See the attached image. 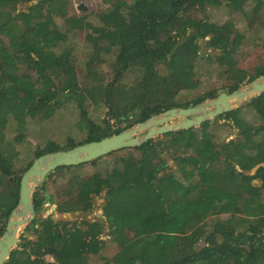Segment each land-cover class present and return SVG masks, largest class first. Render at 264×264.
Wrapping results in <instances>:
<instances>
[{
  "label": "trees",
  "instance_id": "obj_1",
  "mask_svg": "<svg viewBox=\"0 0 264 264\" xmlns=\"http://www.w3.org/2000/svg\"><path fill=\"white\" fill-rule=\"evenodd\" d=\"M102 4L80 14L70 0H0V236L23 173L60 150L57 142L33 145L27 136L43 122H61L65 105L88 141H99L264 74V0ZM218 10L230 15L225 23L213 21ZM252 33L262 38L256 69L239 60ZM202 42L217 54L203 55ZM203 69L225 83L200 93ZM90 110L105 117L96 123ZM107 157L102 168L100 158L48 176L34 196L36 219L5 264H89V253L109 248L114 254L103 264H264V94L196 128ZM87 166L96 171H83ZM46 193L58 213L90 212L104 195L110 238H101L106 225L98 221L44 218Z\"/></svg>",
  "mask_w": 264,
  "mask_h": 264
},
{
  "label": "water",
  "instance_id": "obj_2",
  "mask_svg": "<svg viewBox=\"0 0 264 264\" xmlns=\"http://www.w3.org/2000/svg\"><path fill=\"white\" fill-rule=\"evenodd\" d=\"M262 94H264V74L231 93L221 92L218 96L188 108L169 109L99 141H88L89 138L86 136V142L83 144H79L78 140L77 145L60 148L58 151L36 158L21 177L18 203L0 236V264H5L9 260L21 237L26 236L25 229L36 219L34 196L52 172L61 167L89 163L123 149L140 147L170 132L196 128L228 112L249 106ZM45 196V207H47L50 206L51 196L49 193ZM53 212H56L55 206L50 210L45 208L42 210L44 218ZM67 217L72 220L86 219L87 212L59 213L57 220H64Z\"/></svg>",
  "mask_w": 264,
  "mask_h": 264
},
{
  "label": "rangeland",
  "instance_id": "obj_3",
  "mask_svg": "<svg viewBox=\"0 0 264 264\" xmlns=\"http://www.w3.org/2000/svg\"><path fill=\"white\" fill-rule=\"evenodd\" d=\"M70 2L72 5L71 11L74 13H80V14H88L90 12L95 11L99 6H103V4H102L103 0H70ZM25 8H26V5L20 6V9H25ZM228 18H230V15H228V12L226 10H218L213 15V21L216 23H225L228 20ZM239 25H240V23L237 24V26H239ZM241 27H242V25L240 26V28ZM222 32L225 36L230 37V32H227V31H222ZM233 35H236V33L233 32ZM210 38H211V35L207 36L206 40H208ZM230 39H232V38H230ZM260 42H262V38L259 37V35H254L252 33L250 35V37L248 36V41H247L246 46H245V51H243V54L239 57L240 63L245 64V66L250 65L254 69L260 67L261 63H258V61H255V59L261 61V59H259L258 55H255L256 50H259V49H257V46H258V43H260ZM201 52L203 55H205L207 53H209L212 56L217 54V52H214L213 50L208 48L204 42H202ZM209 67L212 68V70H213L216 67V65L212 64ZM2 69H4V66L2 67ZM199 73H200V78H198V79L200 80L199 81L200 88L198 91L200 93L204 90L214 89V88L225 83L224 80L221 81L220 79H217L216 74H212V72L207 73L206 69L201 70ZM194 93H196V92H194ZM194 93H192V94L195 95ZM71 109L72 108L69 107V105H65V108L62 109V111H61L62 117H58L56 120V121H61V122H59L58 124H53L54 121L53 122H51V121L50 122H48V121L43 122L42 123L43 129H40L39 133L38 132L36 134L31 133V135L27 136V140L29 142H31V144H33V145L39 144L40 146L44 145L46 143V141L50 140V141H54V142L59 143L60 148H64V147L67 148L66 138L67 137H73L71 146L77 145L78 140L80 138L85 139V137L87 135L84 134L82 132V130L79 131L78 127L74 124V122H72V121H75V119H74V117L70 118L71 115L69 116ZM65 110H68V111H65ZM89 114L92 116V118L95 120L96 123L100 119L105 117V113H102L101 110L98 113L96 111H95V113H93V110H90ZM57 116L58 115H56V117ZM221 122H223V121H221ZM35 128H36L35 121L30 122L29 123V129L33 130ZM232 132L233 133L230 134L231 137L229 139L236 137L237 130L234 129ZM226 136H227V133L226 134L224 133L222 135V137H226ZM107 156H104L101 158L102 163L98 166L99 168H102L104 163H106V164L108 163V160L110 158ZM168 165L173 167L174 169L176 168L175 163L171 160L168 161ZM83 171L88 172V173H92V172L96 171V169L92 166H87ZM251 174H253V171L251 172ZM55 175L58 176V173H56ZM48 180L49 179H47V181ZM255 184H258V182H255ZM104 201H105L104 195H101L95 199L94 206H93L92 210L90 212H87L86 220L95 221V220H98L100 218L103 219L106 227H105V232L101 236V238L103 240H108L110 238L109 234H108L109 229H108V225L105 221V217L103 216ZM52 206L56 207V212H53L51 215H53L54 219L57 220V215L59 213L57 212V206L56 205L50 204V206H47L44 208L46 210H50ZM41 214L43 215L44 213L41 212ZM64 220L80 221L82 219L72 220L70 217H67ZM113 254H114V249L109 248L106 250H102V252H100L99 254L89 253L87 258H88L89 264H103V263L107 262V259H109Z\"/></svg>",
  "mask_w": 264,
  "mask_h": 264
},
{
  "label": "flooded vegetation",
  "instance_id": "obj_4",
  "mask_svg": "<svg viewBox=\"0 0 264 264\" xmlns=\"http://www.w3.org/2000/svg\"><path fill=\"white\" fill-rule=\"evenodd\" d=\"M95 221H98V222H100L101 224H104V221H103V219H98V220H95Z\"/></svg>",
  "mask_w": 264,
  "mask_h": 264
},
{
  "label": "crops",
  "instance_id": "obj_5",
  "mask_svg": "<svg viewBox=\"0 0 264 264\" xmlns=\"http://www.w3.org/2000/svg\"><path fill=\"white\" fill-rule=\"evenodd\" d=\"M105 221H106V218H105ZM107 223V222H106ZM107 225H108V223H107Z\"/></svg>",
  "mask_w": 264,
  "mask_h": 264
},
{
  "label": "bare ground",
  "instance_id": "obj_6",
  "mask_svg": "<svg viewBox=\"0 0 264 264\" xmlns=\"http://www.w3.org/2000/svg\"><path fill=\"white\" fill-rule=\"evenodd\" d=\"M50 216V215H49ZM63 221V220H62Z\"/></svg>",
  "mask_w": 264,
  "mask_h": 264
}]
</instances>
